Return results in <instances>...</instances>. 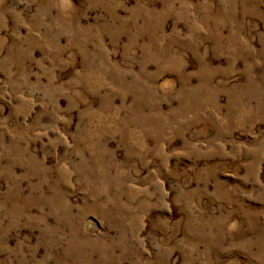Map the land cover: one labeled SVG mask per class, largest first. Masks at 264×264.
I'll return each instance as SVG.
<instances>
[{
  "label": "rangeland",
  "instance_id": "obj_1",
  "mask_svg": "<svg viewBox=\"0 0 264 264\" xmlns=\"http://www.w3.org/2000/svg\"><path fill=\"white\" fill-rule=\"evenodd\" d=\"M0 264H264V0H0Z\"/></svg>",
  "mask_w": 264,
  "mask_h": 264
}]
</instances>
